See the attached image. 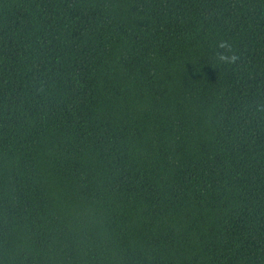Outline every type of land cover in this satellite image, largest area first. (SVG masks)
<instances>
[{"label": "trees", "instance_id": "16d2710c", "mask_svg": "<svg viewBox=\"0 0 264 264\" xmlns=\"http://www.w3.org/2000/svg\"><path fill=\"white\" fill-rule=\"evenodd\" d=\"M0 264H264V0H0Z\"/></svg>", "mask_w": 264, "mask_h": 264}, {"label": "clouds", "instance_id": "9594fccd", "mask_svg": "<svg viewBox=\"0 0 264 264\" xmlns=\"http://www.w3.org/2000/svg\"><path fill=\"white\" fill-rule=\"evenodd\" d=\"M218 48H226L228 50L229 55L219 54L216 59L217 64H227L229 66L235 65L240 59L239 55L233 49L232 44L227 40H222L217 44Z\"/></svg>", "mask_w": 264, "mask_h": 264}]
</instances>
